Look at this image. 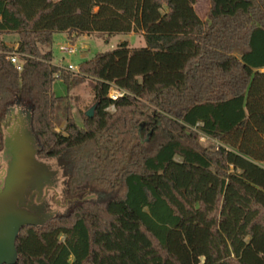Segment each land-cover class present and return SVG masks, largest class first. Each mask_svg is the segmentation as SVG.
Returning a JSON list of instances; mask_svg holds the SVG:
<instances>
[{
	"label": "trees",
	"instance_id": "trees-1",
	"mask_svg": "<svg viewBox=\"0 0 264 264\" xmlns=\"http://www.w3.org/2000/svg\"><path fill=\"white\" fill-rule=\"evenodd\" d=\"M196 2L0 0V152L32 132L35 155L65 170L67 205L22 227L5 264H195L196 223L151 179L177 157L215 174L210 264H264V0H210L206 19ZM60 32H139L146 44L123 40L73 72L53 62ZM57 79L91 87L82 124ZM113 84L126 92L117 100ZM62 106L66 134L55 129Z\"/></svg>",
	"mask_w": 264,
	"mask_h": 264
},
{
	"label": "rangeland",
	"instance_id": "rangeland-1",
	"mask_svg": "<svg viewBox=\"0 0 264 264\" xmlns=\"http://www.w3.org/2000/svg\"><path fill=\"white\" fill-rule=\"evenodd\" d=\"M195 5L196 12L202 19H206L210 8V0H197ZM73 37L72 35V38ZM72 38L64 32L54 35L51 49L54 53L55 64L61 66L73 64L75 68H78L82 61L91 59L99 52L115 48L123 40H127L131 47H141L146 44L144 36L139 32H131L128 34L116 33L111 35L92 33L81 34L77 40V37H74L73 41L71 40ZM5 41L10 47H17L16 34L6 35ZM71 44L74 45L72 46ZM68 46L74 47V52H67L65 48ZM53 89L57 95L66 96L65 101L68 106L69 115L79 124H82L83 113L91 110L94 105V93L88 83L82 82L68 86L62 80L57 79L54 82ZM108 110L114 111V108L109 107ZM58 114L59 121L55 129L66 134V111L64 106H62ZM29 134H31L32 144L35 150L36 143L33 134L32 132H29ZM6 135L8 136L9 134L7 133ZM143 138H146L145 135ZM9 139L10 137L8 140L6 139L7 145L6 150H4L5 152H0L1 167L6 170H9L12 160V152H10L8 148ZM201 140L205 142L210 141V139L206 137H203ZM35 157L42 164L43 169L47 170L50 175L42 181L44 182L42 185L39 184L28 188L25 202L30 203L32 201V205H30L32 211H42L40 216H36V221L42 222L52 214L64 212L67 208L62 194L64 191L65 170L60 166L57 159L44 158L40 155H35ZM182 164V160L177 157L168 165L163 173L157 174L151 177V179L158 186L160 191L167 194L173 202L184 211L185 221H194L196 223L197 228L192 245V255L195 264H210L213 261L212 254L216 245L215 242L207 236V229L210 222L206 221L205 214L210 210V205L214 199L215 174L208 169L200 168L195 165L185 164L182 166ZM1 185L2 182H0V186ZM47 185L49 187H46ZM35 189L39 191L42 198L39 201H37L35 195L33 197L29 196ZM227 195H231L230 189L227 191ZM200 202H203L204 209H201ZM231 210L234 211L233 213H238L240 207L234 205ZM224 220L225 222L228 221L226 219Z\"/></svg>",
	"mask_w": 264,
	"mask_h": 264
},
{
	"label": "water",
	"instance_id": "water-1",
	"mask_svg": "<svg viewBox=\"0 0 264 264\" xmlns=\"http://www.w3.org/2000/svg\"><path fill=\"white\" fill-rule=\"evenodd\" d=\"M92 112L93 108L88 111ZM8 148L12 160L0 186V264L14 260L17 234L36 216L30 209L31 202H25L28 188L42 185L50 175L36 159L31 137L24 129L10 137Z\"/></svg>",
	"mask_w": 264,
	"mask_h": 264
},
{
	"label": "built area",
	"instance_id": "built-area-1",
	"mask_svg": "<svg viewBox=\"0 0 264 264\" xmlns=\"http://www.w3.org/2000/svg\"><path fill=\"white\" fill-rule=\"evenodd\" d=\"M65 50L69 53L74 52V48L71 46H68L65 48ZM17 67L18 70L22 69V60L19 58V54L16 51H13L10 53L9 57H8ZM61 66V65H60ZM62 67L66 68L69 71H73V72H77L78 68H75V66L73 64H68V65H63ZM125 90L119 88L118 86H116L115 84L111 85V88L109 90V96L112 100H117L118 98L122 97L125 95ZM110 107H113V105H111Z\"/></svg>",
	"mask_w": 264,
	"mask_h": 264
},
{
	"label": "flooded vegetation",
	"instance_id": "flooded-vegetation-1",
	"mask_svg": "<svg viewBox=\"0 0 264 264\" xmlns=\"http://www.w3.org/2000/svg\"><path fill=\"white\" fill-rule=\"evenodd\" d=\"M47 187H49V186L47 185ZM34 188H35V187H34ZM32 192H33L34 194L31 193V194H33V195L30 194V195H29L30 197H31V196L33 197V196L35 195L36 198H37V201H39L40 199H42L41 196H40V193H39V191H37V189L33 190ZM29 201H30V200H29ZM31 202H32V201H31ZM27 203H28V202H27ZM31 205H32V204H31ZM30 209H31V211H32V208H30ZM34 213L38 215V214H41L42 211H38V210H37V211H34Z\"/></svg>",
	"mask_w": 264,
	"mask_h": 264
},
{
	"label": "crops",
	"instance_id": "crops-1",
	"mask_svg": "<svg viewBox=\"0 0 264 264\" xmlns=\"http://www.w3.org/2000/svg\"><path fill=\"white\" fill-rule=\"evenodd\" d=\"M195 7H196V5H195ZM199 15V14H198ZM200 16V15H199ZM201 17V16H200ZM81 35H79L77 38H76V40L80 37ZM76 42V41H75ZM72 46L74 45V44H71ZM17 46V45H16ZM74 48V47H73ZM54 62V61H53Z\"/></svg>",
	"mask_w": 264,
	"mask_h": 264
}]
</instances>
